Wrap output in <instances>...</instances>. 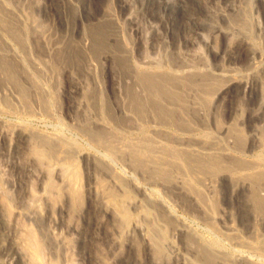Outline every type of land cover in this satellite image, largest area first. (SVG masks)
<instances>
[{
  "label": "bare ground",
  "instance_id": "6f19581e",
  "mask_svg": "<svg viewBox=\"0 0 264 264\" xmlns=\"http://www.w3.org/2000/svg\"><path fill=\"white\" fill-rule=\"evenodd\" d=\"M105 1L103 14L97 22L95 21L97 25L85 28L84 23L81 30H78L77 26L72 30L73 36H78L81 40L85 38L83 42L80 41L82 44L68 39L65 47V41L60 42L61 45L53 43L52 32L44 29L46 26L43 27L36 19L35 11L43 6L40 7L33 0H26L29 13L20 15L22 11L13 9L14 5L12 6L8 0H0V115L8 113L25 119L33 118L39 113L52 114L59 99V90H57L59 86L56 81L54 82V78L47 77V74L54 69L56 72V69L67 61L72 63L76 58L72 57L75 53L73 48L77 53L80 50L87 52L90 48L99 51L105 49V46L112 47L116 43L113 28L116 30L119 27L115 13L109 9L110 4L115 0ZM150 1L157 5L159 17L168 18L175 27L179 25L181 16L187 18V6L181 0ZM204 1L203 10L201 9L202 13L205 12L203 20L198 18L201 14L198 17L191 15L182 22L184 25L180 24V26L194 32V38L192 37L194 41L204 36L203 33L208 28L214 27H217L215 34L232 35L233 29H228L232 32L230 33L223 31L221 26H216L221 14L218 15L219 12L210 10ZM253 1L238 0L237 15L231 22L235 25V31L237 30L236 32L242 36L241 46L244 45L243 48L249 51L248 62L255 72L258 68V54L262 55L263 52L257 50L258 47L252 40V15L249 11L252 10ZM58 2H61L64 8L69 6L73 9L74 22L83 20L82 12L71 0ZM119 2L122 7L132 9L137 0H119ZM151 6L153 7V4ZM150 12L154 14L153 10H149L148 14ZM64 16H59V19L63 21L62 17L64 19L67 17ZM225 18L221 19L225 20ZM218 27H221V30ZM231 39L235 42L233 37ZM193 40L191 39L190 42ZM34 55H37L39 61ZM168 58L169 56L164 60L162 58L151 60L147 57L139 64L129 65L126 75L113 85L112 94L107 82L102 83L94 78V75L93 86L78 89L81 91L76 98L77 107L75 112L72 110L71 113V115L74 113L75 124L69 128L79 139L83 138L92 145L91 148L98 152L96 155L80 152L76 138H66L59 130L49 136H41V133L38 135L37 132L27 129V125L20 124L12 127L11 131L19 141L31 142L32 153L34 152L37 158L47 160L45 162L48 166L52 163L56 164L65 172V166H76L79 161L83 162L84 170L88 175L90 201L85 218L83 217L86 224H90L92 213L98 212L102 218L101 222L108 227L110 221L115 220L114 209L109 201L119 197L120 194L134 195L135 198L132 199L129 207L139 220L136 219L137 221L128 226L126 231L131 239L136 238L141 244L142 258L134 255L138 257L137 259H141L139 264H162L160 255L163 257L162 251L166 247L164 246L163 249L162 240L168 238L167 234L170 240L167 239L168 243L167 240L165 242L171 252V256L169 255L171 264H264V152L259 153L264 142L260 140L258 142L259 135L256 130H253L248 137L244 135L242 128H239L237 120L242 119L234 118H238L244 110L236 111L234 115L229 116L230 118L227 117L231 120L229 124H224L222 116L218 115V107L224 98L230 96L232 98L242 93L245 98L248 97L250 104L258 107L259 110L255 109L252 118L249 117L251 124L254 125L256 120H263L264 82L258 86L260 89L256 92V96L254 92L257 90L254 86L248 85V81L227 76L219 71L213 72L207 65L204 68L205 65L197 64L186 57ZM69 70L71 72L74 69ZM61 71L63 70H59ZM258 114L261 116L259 117ZM249 156L252 158L246 161V157ZM69 166L67 169L70 168ZM61 169L59 171H62ZM70 173H67L69 178H71ZM49 179L47 176L42 181L47 184ZM75 179L74 182L62 180L65 184L63 186L69 188L74 184L77 185V178ZM104 182L108 183V188ZM217 186L221 188L220 193H225L227 204L241 201L245 206L243 205L241 209L239 207L238 210L233 207V210L231 207L229 208L231 210L219 209L220 195L218 197L217 191L220 188L217 189ZM122 197L119 198L122 200ZM127 201L125 197L124 203L126 204ZM116 202L113 204L116 205ZM31 205L30 207L33 206ZM174 205L192 217L194 220L192 223L200 227L202 232L179 217ZM26 206L29 209L26 217L30 220L34 215L31 213L33 208L30 212L29 204ZM118 227L122 230L120 225ZM114 228L110 229L109 236L112 250L116 245H122L123 248L125 244L120 239V229L118 236ZM72 230L76 232L81 243L85 244L94 238V234H90L84 226H73ZM39 231L42 234V230ZM29 236L32 237L31 234ZM120 240L122 244L119 243ZM37 241L34 244L41 243ZM33 248L36 250L37 247L34 245ZM128 254L130 255V251ZM121 257L122 255L119 256ZM164 258L166 259V256ZM135 259L134 262H137ZM126 262H129V259ZM124 263L125 259L121 264Z\"/></svg>",
  "mask_w": 264,
  "mask_h": 264
},
{
  "label": "rangeland",
  "instance_id": "374dc122",
  "mask_svg": "<svg viewBox=\"0 0 264 264\" xmlns=\"http://www.w3.org/2000/svg\"><path fill=\"white\" fill-rule=\"evenodd\" d=\"M8 1L10 2V4H12V6L14 5V8L12 7L13 9H15L16 11L19 10L20 12L22 11V13H19L20 15H22L23 13L28 15V3L26 2V0ZM33 1L38 3L40 7L43 6L42 8H39L38 11H35L36 19H38V21L43 25V27L46 26V28L44 29L52 32L51 34H53L54 37L52 42L61 45V43L65 41V47L68 42V39H70L71 41H76L77 43H80V41L83 42L85 38L81 40L80 37L73 36L71 33L72 30L75 26H77L76 28H78V30H81L84 23V27L86 26L85 28L90 25H97V19L100 17L101 14H103V10L106 6L105 0H71L73 4L77 6L78 10L82 12V19L84 20L80 22H74L75 17L73 16V9H71V7L69 6H67V8H64L65 6H63L61 2H58L60 0ZM170 1L177 2L178 0ZM181 1H183L185 6H187V18L191 17V15H197L198 17V15L201 14V17L199 16L198 18L203 20L202 17L204 16L205 12H203V14L201 9L203 10L204 0ZM204 2L207 3L208 7H210V10L213 9L219 12L218 15L221 14L218 18L219 21H216V26H221L223 28L222 30L226 32L232 33L228 29H233L235 31V25L231 21L236 18L237 9L239 7L238 0H205ZM152 4L153 7L151 6ZM154 4L155 3H152V1L150 0H137L134 5L135 7H132V9L122 7L119 0H115L110 4L111 8L109 7V9H111V12L115 13L113 14L116 17L117 24L119 27V29H116L117 31L115 30V28H113V36L116 43L113 44L112 47L105 46V49H99V51L95 49L91 50L90 48V52L88 50L87 52L85 50H80L77 53V51H75L73 48L72 50L75 53L72 51L74 54L73 56H71L73 58L76 57L77 59H73L72 63L71 61H67V63L61 64V66L58 65V67L60 66V69H56V72L54 69L52 72H49L47 74V77L52 76L54 78V82L56 81L57 85L59 86H56L58 88L57 90H59V99H57L58 102L56 101L57 106L55 105L52 114L46 115L39 113L33 118L31 117L25 119L18 117L17 115L13 116L12 114L8 113L0 115V264H121L124 259V264H139V261L141 259L137 258L139 256V258H142V252H140L142 251V247L140 242L136 238L131 239L129 234H127L128 226L130 227L132 224H134V222L139 220V218L135 216L136 214H133V211L129 207L130 202L133 198H135L134 195L132 193H127L128 195L120 194L119 197L125 196L126 201L128 200L126 204L124 203L125 197H122V200L121 198L116 197L117 200L116 198H113L109 201L110 205L112 204L111 206H113L112 208L114 209L115 213H113V215L116 221H110L108 227L101 222L102 218L98 212L92 213L93 215L91 214L92 218L90 220V224H86L84 221L85 212L89 207L90 201L88 198V175H86L87 173L84 170L83 162L79 161L76 166L68 165L70 167L68 168L69 170L67 169L68 166H65L64 170H66V173L63 171V168L61 169V167L57 166L56 164L52 163L51 166H48L46 165L47 160L37 158L34 152L32 153L31 142L30 144L26 141H19V138L13 133V131H11L12 127L18 126L20 124L23 126L27 125V129L34 133L37 132L36 134L38 135H40L41 133V136H49L51 134H54L55 131L59 130L60 132L62 131L66 138H76L75 140L78 143L77 148L78 150L80 148V152L86 154L88 153L90 155L98 154L96 149L91 148L92 145H90L83 138L79 139L77 135H74L75 132H71L69 128V126L72 127L75 124L74 113L72 115L71 113L72 110L73 112H75V108L77 107L75 106V104H77L75 102L78 94L80 95L81 91L78 89H84L93 86L92 82L94 81V75V78L99 79V81H101L102 83L107 82V87L109 88L110 94H112L111 90H113V85H115L120 78L122 79L126 75V70L128 69L129 65L139 64L142 61L146 60L147 57H149L151 60H159L161 58L162 60H164L168 56L169 58L174 59L179 57H186L187 59L192 60L197 64L205 65L203 66L204 68H206L207 65L208 68L213 72L218 73L219 71L227 76H235L239 79H243L245 82L248 81V85L252 87L254 86L257 90L254 92V95L257 96L256 92H258L260 89L258 86H260V83L264 82V72H262L264 71V0H254L252 2V10L249 11V13H251L252 15V40L256 44V47H258L257 50H261L263 52V56L258 54V68L255 72H253V70L250 68L248 62L249 51L243 48L244 45L241 46L242 44L240 37L242 36L241 34H238L239 32H236L237 30L235 32L232 30V35H227L229 39L233 37L235 39V42L233 39H231L233 41L229 40L227 36H220L217 33L215 34V30L217 29V27H214L213 29L210 28L211 30L208 28L210 32L208 30L206 32L204 31V36L198 37L196 38L197 41L196 39L194 41V32L190 30H185L182 26H180V24L184 25V23L182 22L187 18L184 19L181 16V19L179 18V25L175 27L173 22L169 21L168 18L165 17L161 19V17H159V11L156 9L157 5L155 4L154 6ZM44 7L46 8V11ZM40 9L44 10L40 11ZM149 10H153L154 14H151V12L150 14H148ZM64 14L67 17H65ZM145 14H147L148 16H145ZM61 15L65 17V19L62 17L63 21L59 19V16L61 17ZM157 16L159 18H157ZM223 17H226L225 20L221 19ZM252 18L254 20H252ZM221 27H218V29L220 28L221 30ZM107 37L108 35L105 36V39H107ZM189 39H192L193 41L190 42ZM237 41L239 43H237ZM232 43L233 45L235 44L234 47H232ZM245 50L248 52H246ZM93 51L95 52V54ZM260 56H262V58H260ZM34 58L39 61L37 55H34ZM259 63L261 65H259ZM71 68H73L74 70H71L70 72L69 69ZM59 70L63 71L59 72ZM90 73H92V75ZM99 91L104 90L99 89ZM218 108V115L219 117L222 116V121L224 124L231 123V120L227 118L231 114L234 115L236 111L244 110L242 112L243 114L240 113L238 115V118H234L242 119L240 121L237 120L239 128H242L241 130L243 131L244 135H247L248 137H250L249 135L253 133V130H256L258 133L257 135H259L258 142L259 140L260 142H264V138L262 137L264 136V119H260L261 121L256 120L258 122L256 123L255 121L254 125L251 124L252 122H250L249 117L252 118V114L255 109L256 111L259 110L257 109L258 107H254L252 104H250L248 97L245 98L242 93H240L238 96L234 95L232 98L231 96L229 98L226 97L222 100V103ZM261 112L262 111H260V113ZM238 113L239 112H237V114ZM258 116L260 117L261 114H258ZM261 145L264 146V143ZM263 146H261V150L259 151V153L264 152ZM250 158L252 157H246V161H249ZM60 169L62 171H59ZM70 169L72 170L71 173ZM67 173H70L71 178H69V174L67 176ZM72 173H75V175H72ZM47 176H49L50 179L48 182L47 180H45V182H47V184L45 183V185L42 180L44 177ZM75 178H77V185L74 184L75 186L72 185V187L69 188L64 187L65 184L64 182H62V180L66 179V181L70 180L74 182L76 181ZM105 184V186L107 187L108 183ZM95 185L96 184H94V186ZM216 188L219 189L220 186H217ZM220 191L221 188L217 191L218 197L220 195L219 198H221H218L219 209L231 210L233 207V209L238 210L239 207L241 209L245 206L241 201L232 202V204L228 202V205L226 202V200L228 201V199L226 195H224L225 193H220ZM127 197L130 200L127 199ZM119 199L120 201H118ZM112 200L113 202L117 201L120 204L116 202L115 205V203L113 204ZM28 204L29 207L30 205L32 206L30 207V212L33 208L31 213L34 214L32 215L33 218H30V220L26 217L27 213L29 212V209L26 206ZM114 205L116 206V208H114ZM25 206L26 208H24ZM230 207L231 209H229ZM174 208L179 217L184 219V221H186L190 225L194 226L195 229H198L200 233L202 232L200 227L196 226L194 222L192 223V221H194L192 217H189L187 213L181 211L179 207H175V205ZM23 210L24 212H22ZM115 210L118 214H116ZM119 214L121 215L118 216ZM126 214L129 215L128 218L126 217ZM125 219H127L128 221H126ZM101 225L104 226V229L103 226L101 227ZM118 225L122 227L123 231L121 230V228L118 227ZM73 226H84L85 230L89 231L90 234H94V238L85 244L84 242H79L78 235H76V232L72 230ZM112 228L117 230V234L119 233L120 229L119 234L121 236L119 234L118 236H120V239L125 242L123 248H121V244L123 242L120 240L121 242L119 241V243L121 244L118 243V245L121 246L116 245L114 246L115 248L113 247L112 250V245L110 244L111 241L109 242L110 229ZM39 230H42V234ZM30 234L32 235V237L29 236ZM166 236H168V238ZM166 236L165 241L167 239L170 240L169 235L167 234ZM128 237H130L131 240H129ZM34 240H38L37 242L39 243L40 241L42 244H34ZM168 240L166 241L167 243ZM165 241L164 239L162 240V246L163 249L164 246H166L167 248L165 247V250H163L164 252L162 251L163 257L160 255V258H162L160 260L163 261L165 264H171L169 259V255L171 256V252ZM34 245L37 247L36 250L33 248ZM39 246L41 248H39ZM32 250L34 252H32ZM35 251L40 256H38ZM129 251L130 255L128 254ZM120 255H122V257L124 258H119ZM164 256H166V259H168L166 260ZM134 257H136L137 260ZM127 259H129V262H126ZM134 259L137 262H134ZM37 260L40 262H38ZM163 262L161 263L164 264Z\"/></svg>",
  "mask_w": 264,
  "mask_h": 264
}]
</instances>
